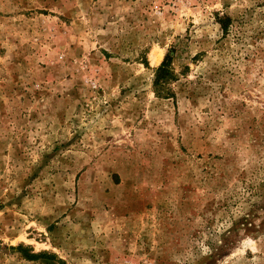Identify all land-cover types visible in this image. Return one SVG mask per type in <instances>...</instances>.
I'll return each instance as SVG.
<instances>
[{
	"label": "rangeland",
	"instance_id": "374dc122",
	"mask_svg": "<svg viewBox=\"0 0 264 264\" xmlns=\"http://www.w3.org/2000/svg\"><path fill=\"white\" fill-rule=\"evenodd\" d=\"M0 264H264V0H0Z\"/></svg>",
	"mask_w": 264,
	"mask_h": 264
},
{
	"label": "trees",
	"instance_id": "16d2710c",
	"mask_svg": "<svg viewBox=\"0 0 264 264\" xmlns=\"http://www.w3.org/2000/svg\"><path fill=\"white\" fill-rule=\"evenodd\" d=\"M170 62H171V57L169 55H166L160 65L155 69V77L153 80V84L155 87L158 89V93L163 89L164 83L171 78L172 76V71L170 69ZM17 248H22L21 245H18ZM23 250V249H22ZM23 255L27 259H35L38 256H41L42 254H35L31 253L30 250L22 251Z\"/></svg>",
	"mask_w": 264,
	"mask_h": 264
}]
</instances>
